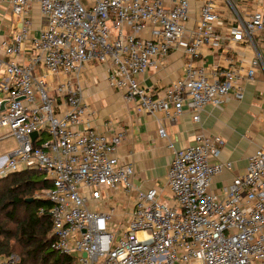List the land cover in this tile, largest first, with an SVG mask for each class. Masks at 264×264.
Listing matches in <instances>:
<instances>
[{
  "label": "built area",
  "instance_id": "obj_1",
  "mask_svg": "<svg viewBox=\"0 0 264 264\" xmlns=\"http://www.w3.org/2000/svg\"><path fill=\"white\" fill-rule=\"evenodd\" d=\"M35 1L44 22L38 35L24 18ZM3 2L24 24L0 57V141L10 135L18 143L0 154V178L24 170L46 173L51 186L35 198L51 203L38 213L51 219L52 249L77 264H264V146L218 194L211 189L214 178L233 170L231 161L219 159L225 138L199 133L193 144L177 148L161 127L173 150L171 195L158 187L141 190L134 165L116 156L127 129L107 136L91 125L82 128L90 111L80 81L91 63H109V86L124 90L128 101L152 114L163 111L169 123L188 105L199 122L207 105L241 101L244 82L264 67L255 43L264 32V6L247 17L233 6L226 19L215 0H204L191 24L189 0ZM25 42L32 51L22 63L16 59ZM242 42L255 48L249 64L230 56L206 70L205 48L225 55ZM180 48L186 55L183 78L159 92L139 81ZM125 202L128 211L121 209ZM18 261L0 252V264Z\"/></svg>",
  "mask_w": 264,
  "mask_h": 264
},
{
  "label": "crops",
  "instance_id": "obj_2",
  "mask_svg": "<svg viewBox=\"0 0 264 264\" xmlns=\"http://www.w3.org/2000/svg\"><path fill=\"white\" fill-rule=\"evenodd\" d=\"M189 1L190 23L193 24L199 18L204 0ZM215 1L226 19L234 10L233 6L242 17H247L264 6V0H231L233 5L228 0ZM84 2L89 5L92 0ZM24 18L31 20V34L38 35L44 26L38 1L29 6L28 15ZM23 24V18L13 13L9 2L0 4V57H4V43L12 42L14 34ZM220 25L223 26V22ZM255 43L264 60V32L255 35ZM230 47L225 55L215 54L205 48L206 70L211 72L213 68L223 66L226 57L235 56L249 64L256 55L251 43H234ZM31 51L29 42H25L21 55L15 59L27 63ZM185 59L183 49L173 50L163 67L158 70L149 69L138 79L147 88L159 92L185 76ZM109 69V63H91L81 75L82 98L90 111L84 117L82 128L91 125L96 132L107 136L127 129V136L119 146L116 156L134 165V184L141 190L158 187L164 194L171 195L167 175L173 160V150L168 147L167 140L160 136L161 127L166 128L177 148L193 144L199 133L225 138L226 145L219 159L231 161L233 170L225 171L214 178L211 189L218 194L223 193L235 176L245 173L249 157L264 146V67L257 69L253 80L244 82V98L241 101L230 98L224 106L207 105L200 114L199 122L193 120L192 109L186 105L183 114L173 123L166 120L163 111L154 114L147 112L139 108L137 101H128L124 90L110 87ZM50 80H53V84L56 83L55 77Z\"/></svg>",
  "mask_w": 264,
  "mask_h": 264
},
{
  "label": "trees",
  "instance_id": "obj_3",
  "mask_svg": "<svg viewBox=\"0 0 264 264\" xmlns=\"http://www.w3.org/2000/svg\"><path fill=\"white\" fill-rule=\"evenodd\" d=\"M51 181L41 170H24L0 178V252L18 254L17 264H77L73 256L52 249L54 237L48 214L51 203L35 198Z\"/></svg>",
  "mask_w": 264,
  "mask_h": 264
},
{
  "label": "rangeland",
  "instance_id": "obj_4",
  "mask_svg": "<svg viewBox=\"0 0 264 264\" xmlns=\"http://www.w3.org/2000/svg\"><path fill=\"white\" fill-rule=\"evenodd\" d=\"M0 135H1V133H0ZM17 146H18V143L14 137H12L10 135L3 137L0 141V154H3L4 152L9 151V150L15 149V148H17ZM121 209L123 211H125V210L128 211L129 208H128L126 202L124 203V205L122 206ZM117 211H118V208H117ZM120 226H123V223ZM15 255L19 257L18 254H15Z\"/></svg>",
  "mask_w": 264,
  "mask_h": 264
},
{
  "label": "water",
  "instance_id": "obj_5",
  "mask_svg": "<svg viewBox=\"0 0 264 264\" xmlns=\"http://www.w3.org/2000/svg\"><path fill=\"white\" fill-rule=\"evenodd\" d=\"M5 102L0 105V110H4ZM37 136V132L33 133V137L35 138Z\"/></svg>",
  "mask_w": 264,
  "mask_h": 264
}]
</instances>
